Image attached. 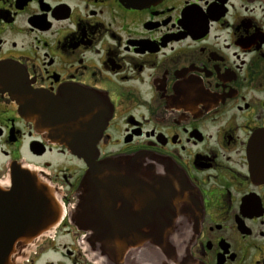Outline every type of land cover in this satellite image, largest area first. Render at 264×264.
Returning a JSON list of instances; mask_svg holds the SVG:
<instances>
[{"label": "flooded vegetation", "instance_id": "1", "mask_svg": "<svg viewBox=\"0 0 264 264\" xmlns=\"http://www.w3.org/2000/svg\"><path fill=\"white\" fill-rule=\"evenodd\" d=\"M61 117L98 161L143 153L180 173L196 208L170 249L130 243L109 261L72 223L88 167L50 139ZM22 171L61 213L22 246L0 205L13 264H264V0H0V190ZM143 174L109 206L111 230L135 242L155 221Z\"/></svg>", "mask_w": 264, "mask_h": 264}, {"label": "water", "instance_id": "2", "mask_svg": "<svg viewBox=\"0 0 264 264\" xmlns=\"http://www.w3.org/2000/svg\"><path fill=\"white\" fill-rule=\"evenodd\" d=\"M99 106L98 104V109ZM100 113L97 138L102 135L108 119L107 107L103 101ZM25 117L30 120L29 113ZM50 139L64 145L71 155L83 159L88 167L82 187L78 191L77 204L71 213V221L78 229H85L90 234L92 246L102 257L109 261L121 260L130 243L134 246L149 244L163 251L170 249V237L177 232L178 220L186 216V210L192 211L196 208L194 191L175 168L164 166L163 173H157L152 164L157 160L150 156L148 159V155L143 153L130 158L98 161L95 149L68 142L62 117L58 127L50 132ZM145 161H149V164L146 162L147 166H141ZM145 170L148 174L144 187H149V200L153 207L150 220L153 217L155 221H151L150 229L135 242L129 237L130 233L111 230V190L116 185L126 184L122 180L127 178H143ZM10 185L9 190H0V205L3 209L1 217L6 220V235L16 234L20 237L21 245L25 246L56 225L61 211L53 198V191L31 172L22 171L12 175ZM128 185L141 186L143 181L140 179L139 183L129 182ZM98 204L102 205L98 207ZM102 221L103 227H98ZM12 252V242H6L5 246L0 247V264H13Z\"/></svg>", "mask_w": 264, "mask_h": 264}, {"label": "rangeland", "instance_id": "3", "mask_svg": "<svg viewBox=\"0 0 264 264\" xmlns=\"http://www.w3.org/2000/svg\"><path fill=\"white\" fill-rule=\"evenodd\" d=\"M59 241L63 242V241H64V239H59Z\"/></svg>", "mask_w": 264, "mask_h": 264}]
</instances>
